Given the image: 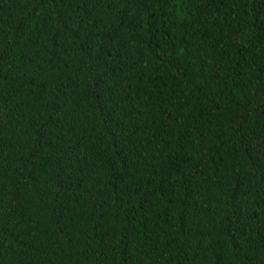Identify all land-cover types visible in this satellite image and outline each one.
Segmentation results:
<instances>
[{"label":"trees","instance_id":"trees-1","mask_svg":"<svg viewBox=\"0 0 264 264\" xmlns=\"http://www.w3.org/2000/svg\"><path fill=\"white\" fill-rule=\"evenodd\" d=\"M0 264H264V0H0Z\"/></svg>","mask_w":264,"mask_h":264}]
</instances>
